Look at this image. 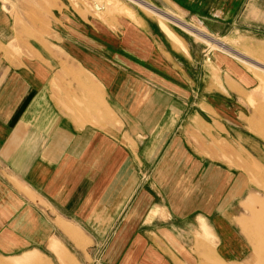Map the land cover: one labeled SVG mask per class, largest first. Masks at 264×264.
<instances>
[{
  "label": "crops",
  "instance_id": "obj_1",
  "mask_svg": "<svg viewBox=\"0 0 264 264\" xmlns=\"http://www.w3.org/2000/svg\"><path fill=\"white\" fill-rule=\"evenodd\" d=\"M115 1L0 0V264L240 261L264 0Z\"/></svg>",
  "mask_w": 264,
  "mask_h": 264
},
{
  "label": "rangeland",
  "instance_id": "obj_2",
  "mask_svg": "<svg viewBox=\"0 0 264 264\" xmlns=\"http://www.w3.org/2000/svg\"><path fill=\"white\" fill-rule=\"evenodd\" d=\"M120 2H126L134 8L137 6L130 0ZM102 4L107 5L111 12L123 10L119 9L120 3L118 5L115 0H102ZM196 29L202 33L194 36L200 44L205 43L214 51L220 50L219 47L225 49L220 39L206 37L201 28ZM248 68L257 78L258 86L250 91L246 118L238 129L251 144L243 138L242 141L238 140L237 150L231 157L223 155V160L236 166L238 173L234 188L225 201V208L235 214L232 218L240 228L248 248L240 261H223L215 254L211 238L207 236L204 237L207 244L200 251L197 264H207L208 259L209 264H264V71H255L250 66Z\"/></svg>",
  "mask_w": 264,
  "mask_h": 264
},
{
  "label": "bare ground",
  "instance_id": "obj_3",
  "mask_svg": "<svg viewBox=\"0 0 264 264\" xmlns=\"http://www.w3.org/2000/svg\"><path fill=\"white\" fill-rule=\"evenodd\" d=\"M262 83V82H261Z\"/></svg>",
  "mask_w": 264,
  "mask_h": 264
}]
</instances>
